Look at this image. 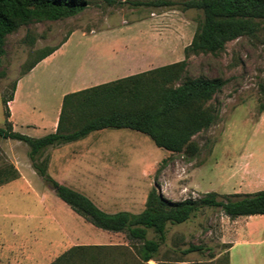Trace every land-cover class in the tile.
<instances>
[{"label":"rangeland","instance_id":"rangeland-1","mask_svg":"<svg viewBox=\"0 0 264 264\" xmlns=\"http://www.w3.org/2000/svg\"><path fill=\"white\" fill-rule=\"evenodd\" d=\"M157 1L86 0L76 16L32 21L9 34L0 67V127L5 124L3 100L20 77L30 89L29 108L34 117H43L45 130L17 132L39 138L51 133L59 97L75 87L71 81L89 55L106 60L111 48L119 53L127 47L144 57L145 70L185 60L183 49L201 11L182 10L186 0H161L170 6ZM56 46L52 57L23 75L39 50ZM185 62L179 81H225L208 103L217 109L216 124L195 135L188 152H167L130 129H102L48 147L42 156L48 159L47 175L107 213H139L152 188L172 201L211 191L230 193L235 160L252 153L264 162V128L256 127L264 102V27L255 36L226 43L215 55H190ZM15 165L22 176L0 186V264H50L76 245L109 247L102 259L112 264H225L232 227L218 208H203L184 223L168 225L157 256L143 263L123 233L94 227L56 196L31 167L24 143L0 138V169ZM153 237L149 231L147 238ZM196 246L201 249L187 251Z\"/></svg>","mask_w":264,"mask_h":264},{"label":"trees","instance_id":"trees-1","mask_svg":"<svg viewBox=\"0 0 264 264\" xmlns=\"http://www.w3.org/2000/svg\"><path fill=\"white\" fill-rule=\"evenodd\" d=\"M156 3L173 5L161 0ZM180 6L182 10H199L202 15L189 45L183 49L185 60L190 55H215L224 50L226 43L242 36H255L264 27V0H186ZM86 7V0H0V67L5 39L20 26L32 21L63 20L78 15ZM59 47L39 50L23 75ZM185 60L64 95L56 130L39 138L13 131L7 107L12 94L3 100L5 124L0 127V138L24 143L31 167L56 196L94 227L123 233L143 263L157 256L166 240L168 225L184 223L203 208H218L230 220L264 215V190L246 194L211 191L198 199L172 201L152 188L139 213H107L82 193L50 178L46 172L48 159L42 156L48 147L80 140L93 131L120 128L147 135L156 147L167 152H188L193 137L216 124L217 109L208 103L225 81L203 77L179 81ZM258 110L264 111V102ZM18 177L12 166L0 169V186ZM149 231L153 238H147ZM200 249L196 246L187 251ZM106 250L109 247L76 245L50 264H112L110 259H102Z\"/></svg>","mask_w":264,"mask_h":264},{"label":"crops","instance_id":"crops-1","mask_svg":"<svg viewBox=\"0 0 264 264\" xmlns=\"http://www.w3.org/2000/svg\"><path fill=\"white\" fill-rule=\"evenodd\" d=\"M110 51L112 55L106 60L100 57L96 58L95 54L89 55L86 66L79 70L71 81L72 86L75 87L61 93L60 103L55 111L54 118L50 122L49 129L51 133L56 130L64 95L147 71L143 69L144 57L131 53V50L129 51L127 47L119 53L120 50L115 48H111ZM54 52L37 63L28 74L52 57ZM25 83L24 77H20L16 82L11 100L7 103L8 120L15 132L18 128L26 132L38 129L45 130L42 123L43 117H34L33 111L29 108L30 96L28 98L27 96L30 89L26 88ZM256 127L258 129L264 128V111L260 113L256 121ZM10 157L12 158V156ZM15 169L19 176H22L18 166L15 165ZM232 179V191L222 194H246L264 190V162L258 157H254L252 153L241 156L235 160ZM228 221L231 222L232 227L231 232L227 235L230 238L227 249L228 264H264V215L239 216Z\"/></svg>","mask_w":264,"mask_h":264}]
</instances>
